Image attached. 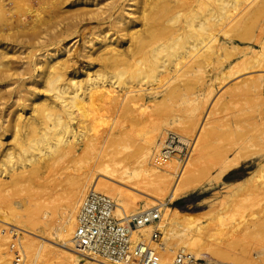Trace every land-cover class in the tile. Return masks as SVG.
<instances>
[{"label": "bare ground", "instance_id": "1", "mask_svg": "<svg viewBox=\"0 0 264 264\" xmlns=\"http://www.w3.org/2000/svg\"><path fill=\"white\" fill-rule=\"evenodd\" d=\"M8 1L11 7L0 0V76L9 77L6 70L11 67L10 59L4 51L9 46L7 42L11 44L13 39L31 41L46 36L47 45H53L54 53L52 59V54L47 55L43 74H36H41L40 83L30 82L26 87L17 84L18 88L5 91L0 99L4 103L5 127L0 124L10 136V145L4 148L0 158V225L22 234L21 247L26 256L32 257L30 264H116L102 257L84 258L71 241L76 217L90 190L112 199L117 217L127 211L130 214L159 212L158 204L164 203V196L168 195V202H173L197 186L200 177L207 173L205 162L210 157L220 164L208 182H222L225 172L254 159L247 139L232 145L230 157H225L223 149L214 148L215 130L202 131L203 111L215 89L229 79H236L230 88L232 96L264 86V0H130L119 4L113 12V2L90 0L93 9L66 14L57 12L62 0H53L51 12L45 17H39L38 8L28 4L39 5L41 0ZM79 1L85 5L89 0L72 2ZM27 13L32 15L31 20H25ZM87 17L104 21L112 17L115 35L99 41L102 44L94 57L99 67L93 73H87L83 80L66 79L68 65L64 58L65 62L58 59L56 49L62 44L59 35L68 28L51 30L60 24L58 18ZM62 51L66 53V47ZM43 92L47 94L42 95ZM253 117L260 119L257 111ZM95 122L109 123L108 127L99 126L101 131L97 132ZM144 128L148 129L147 135L135 136L137 130L140 133ZM175 137L184 144L192 138L190 155L182 164L169 157L166 150ZM109 146L111 150L105 152ZM123 147L133 150L116 158ZM192 152L196 153L194 166L190 159ZM62 156L79 160L76 169L75 165L69 166L74 168L72 173L64 166L69 172L68 178L63 172L68 182L66 187L65 182L53 183L55 178H48V172L47 177L42 175L43 169L49 171V164ZM263 163L259 170L264 169ZM33 178L36 183L29 187L26 182L31 183ZM222 183L227 189L212 204L207 222L192 220L163 207L159 214L160 226L162 217L166 216L161 228L162 242H153L163 264H174L176 253L185 251L203 260L194 264H221L218 259L221 257L222 261V251L228 252L226 248L231 247L228 242L236 241V245L242 237L240 233L252 235L254 231L264 237V207L249 218L240 213L244 201L263 192L264 175L255 172ZM15 186L22 187V191L25 187L30 190L22 199L11 200ZM142 198L145 202L139 209L138 201ZM237 214L244 218L234 219ZM56 215L58 223L54 221ZM227 217L233 221H224L226 230L220 223L223 232L217 222ZM210 223V229L219 227L216 231L223 233L214 234L221 237H212L213 241L207 237L208 242L204 237L210 232ZM213 223H217L215 229ZM150 225L143 223L133 229L132 239L143 241L150 237L154 229L153 226L148 233ZM222 235L227 239L226 248L222 245ZM0 236V264H11L7 246L10 237L6 233ZM233 248L229 249L233 251ZM253 255H264V248L260 247Z\"/></svg>", "mask_w": 264, "mask_h": 264}, {"label": "rangeland", "instance_id": "2", "mask_svg": "<svg viewBox=\"0 0 264 264\" xmlns=\"http://www.w3.org/2000/svg\"><path fill=\"white\" fill-rule=\"evenodd\" d=\"M7 1L8 0H3V2L5 4L7 3L6 4L7 7H11L12 5L10 3H8L9 1L8 2ZM44 1L45 0H41L39 2V5L36 4V2H35V4H34V2H28V4H32L34 6L33 8H38V10H36V12L38 11L39 17L44 16L45 14H46L45 16H47L51 12V7H50L51 3L55 2L53 0L52 1L47 0L45 3ZM56 1H58V0H56ZM72 1L73 0H62L61 5L59 6V8L61 7L59 9L60 11L59 10L57 11V12H59L58 14H60V13H63V14L75 13V12H78L80 9H83V8H87L88 10H91L94 8V5H93L94 3L90 0L87 1L85 3V5L81 1H79L78 3L72 2ZM106 1L107 2H113V8H112V12H113V11H116L117 6L119 4H124L127 1L132 2L135 0H132V1H130V0H105L104 2H106ZM41 5H43V6H41ZM46 10H48V11H46ZM24 17H25V20H31L32 19V15H30V13L25 14ZM58 20H59L60 24L54 26L51 31L59 29V28H63V27L66 28V26L68 28L67 31H65L63 34L59 35V37L62 39V41H61L62 44L58 47L59 48L58 50L56 49V51L58 52V54H57L58 59L60 57V59L63 60L64 62L66 60V64L68 65L67 66V74H66L67 78L66 79H68L69 77H73L77 80H83L86 78L87 73H93L99 67L98 61L96 59H94L95 53H97V49L100 47V44H102V42L99 43V41L102 40L104 37L110 38L111 36L115 35L114 34L115 32L112 33V31H114V26H113L114 23L112 22L113 19L111 17L109 19V21H104V19L99 18V17H87L84 20L73 19V18H69L66 20L58 18ZM46 41H47L46 36H44L43 39L39 38V39H33L31 41H28L26 38L25 39L19 38V39H13V42H11V44L9 42H7V44L9 46L7 45L8 47L6 48V50L4 52L7 51L6 57L10 59L9 65L11 67H9L6 70V74L8 72L9 77L2 78V76H0V99L4 96L5 91L10 90V89H15L16 86L24 84L26 87V86H28V83L30 84V82L40 83L39 80H41V74H43V72L45 70L44 69L46 66L45 61L48 58L47 55L52 54L50 59H52L54 57L53 51L51 52L53 45L48 46L47 45L48 42H46ZM45 44L47 46H45ZM122 46H125V40H122ZM65 47L67 49L66 53H65V51H62ZM29 55H30V57H29ZM39 65H40V67L38 68ZM40 72H41V74L39 76H37L36 74H39ZM235 81H236V79H233V78L229 79L225 82V84L222 87H218L217 89H215V91H214L215 93L213 92L212 98H210L211 100H209L207 102V105L205 108L206 112H205V109L203 111L205 113L204 114L205 119H204L203 123H205V124H204V128L202 131L205 133L210 128L215 130V140L213 143V147L216 149H219V148L223 149L225 151V157H230L231 155H233L231 147L234 143L247 139L248 140L247 142H249L252 150L254 151V159L251 160L250 162L242 165L243 175L240 179L244 178L247 175L255 173V172H258V174L264 175V169H262V167H261L259 170V166L260 165L262 166V163L264 162V86L260 90H251V91L246 92V93H239V94L232 96L230 88H232L234 86ZM17 84H19V85H17ZM16 88H18V87H16ZM44 94H47V93L43 92L42 95H44ZM0 101L3 102V100H0ZM3 107H4V103H2V104L0 103V123L2 125H3L2 120L4 119V111H5ZM26 111H28V109H26ZM256 111L258 112V114L260 116L259 117L260 119L258 118L259 120H255V118L253 117L255 115ZM98 123L95 122V124H97V125H95V124L94 125H95V128L98 126V129L97 128L96 129H97V132L98 131L100 132L101 130H99L100 129L99 126L103 125L104 122L101 125H100V123L98 125ZM108 123L109 122H107V123L105 122L106 125L105 124L104 125L107 126ZM1 124H0V132H1L0 133L1 134V136H0V158H1L2 152L4 151V148L6 146L8 147L10 145V141H9L10 136L8 133H6L7 132L6 128H3ZM101 127H103V126H101ZM104 129H106V128H103V130ZM147 130H148L147 128H144L143 130H139L140 133H138V130H137V133L135 134V136L139 135L140 137H144L145 135L148 134ZM88 132L91 133L93 131L90 130ZM166 135H167V132L164 133V137ZM164 137L162 135V138H164ZM192 137H194V135H192ZM162 141H163V139H162ZM191 143H192V138H190V141L188 144H184V143L178 142L177 137H175L173 143L171 144V147L166 148V150L168 151L169 157H173V158L177 159L178 162L180 164H182L184 161H186L185 158H187L190 155L189 151L191 149V146H190ZM176 145H179L180 148L179 149L174 148ZM105 146H107V145H105ZM110 146H109V149L105 150V152H107L108 150L109 151L111 150ZM161 147L162 146H160V148ZM106 148H108V146ZM119 149H120V152L117 154L116 158H121L124 154L133 150L132 147H130V148L123 147V148H119ZM83 156L87 157V155L86 156L83 155ZM92 156L93 155H91V157ZM65 158H66V160L69 161V158L71 159L72 157L62 156V157L55 158L53 163L49 164L50 165L49 166L50 172L46 171L48 169H43L44 173L42 175L46 176L45 173L48 172V173H46L48 178L49 177H50V179H52L51 177L55 178V180H53L54 178L52 179L53 183L62 184L63 182H65V184L63 183V186L67 185L68 182L65 181V178L66 177L68 178V175H69L68 174L69 172L67 173V171L71 170L70 173H72L74 168L76 169L77 166L79 165V160L78 159H75V160L71 159L69 161V164H68V161L66 164ZM81 158H82V156H81ZM87 158H84V159H87ZM190 159H191V162L194 163L191 165L194 166L196 164V153L192 152ZM83 161H84L83 159H82V161L80 160V163ZM205 164H206L207 173L204 176L200 177V182L197 184V186L193 190L188 192L186 196L179 198L173 202H168L169 197H168V195H166V196H164V199H162V202H164L163 204L160 205V204H158V202H156V204H158V208L160 210L159 211L160 213H162V211H163L162 209L165 206V207H168V209H170V208L173 209V212H176L182 216L189 217L190 219L195 220V221H196V219L197 220L199 219V221H201V222L202 221L207 222V220H209V219H207L210 216V214L208 215V212L210 213V210H211L210 208L212 207V204H215V202L217 203V201L220 200V197L224 194L227 187L221 181H219V182H214V181L208 182V178L211 177L215 173V171L219 168L220 162H217L212 157H210L205 162ZM65 165L67 166L68 170L65 168L66 167ZM70 165L71 166L75 165V166H74V168H72V167L70 168L69 167ZM64 171L67 173L66 177H63L65 175V174L63 175ZM49 175H52V176H49ZM29 179H31V178H29ZM61 179H62V181H60ZM33 180H34V178L32 179V182H34V184L32 182L30 183V180L27 181L26 183L27 184L29 183V185L30 184L35 185L36 181H33ZM27 184L26 185L24 184V186H28ZM63 186L58 185L57 187L64 189L66 186L65 187H63ZM29 187H31V185ZM28 189H26V187H25V190H24L25 194H24V191H22L23 190L22 187L21 188L17 187V186L12 187L11 191H12L13 195H12V197L10 196L12 198L11 200L22 199L24 196H26L27 192H29L30 189L29 190ZM262 191H263V192H261L262 194L259 191V193L254 195L253 198L247 199L246 201H244L243 207L241 208V211H240V213L242 214V215L240 214L241 216L249 218L252 214L258 213L260 208L264 207V204H263L264 190H262ZM256 196H258V197H256ZM255 197H256V199H255ZM257 198H258V200H257ZM144 199L145 198H142L141 200L138 201L139 209H140V207L142 209V207H143L142 205L145 202ZM48 212H50V210H48ZM126 214L127 215L130 214V212L127 211ZM116 215H118V214H116ZM119 217H120V215H119ZM244 217H242V218H244ZM165 218H166V216L162 217L163 221L161 222V226L159 224L160 221H158V230L160 232L159 235L161 236L160 242H162L163 233H161V228L163 229ZM235 218L237 220L242 219L239 216V214L235 215L234 219ZM228 219H229V217H227L225 219L223 218L222 219L223 221L221 220L223 223L221 221L217 222L218 226L221 228L222 227L221 224H223L222 228H224L226 230L227 227L225 225L227 222L226 220H228ZM232 219L231 220L229 219L228 222L229 221L232 222L233 221ZM54 221H55V223H58V221H59L58 215H56L54 217ZM224 221H226V222H224ZM217 223H213L212 226L213 227L217 226ZM224 223H225V225H224ZM229 223L227 224V226H229ZM0 227H2L0 229H4V227H5L6 235L8 234V237H10V238H8L9 241H7L8 245L6 242V245L9 247V244L12 242L11 233L8 232L9 228L7 226H1V225H0ZM210 227H211V223H210V226L208 227L210 232H207L206 233L207 236L204 237V238L208 237L209 240L212 237L216 236L214 234L219 235V232H220V235H221L224 232L223 231L224 229H222V228H221V230L223 232L222 231L217 232L216 230L219 227H216V230L210 229ZM152 228H153V225H150L148 233L151 232ZM220 228H219V230H220ZM214 229H215V227H214ZM212 231L213 232L215 231V232L212 233ZM17 233L21 236V241L23 244L22 234H20V232H17ZM194 233L193 234L196 236V232H194ZM208 233L210 234L211 237L208 236ZM251 233H252V235L249 232L240 233V235L242 237H240V235H239V236L234 238V240H237V238L240 237V238H238L239 241L237 240L236 245H235L236 241H234V240H232V241H234L232 243L228 242L231 245V247H229V245H228V247L230 249L233 248V246H236L235 249L233 248L234 249L233 251L227 247L228 243H225V242H227L226 236L223 238L224 235H222V240H224V241H222V242H224V244H222V245L224 246V248H226V247L228 248V249L226 248V250L228 252L224 253L225 250L222 251L223 252L222 253L223 254L222 255V261L223 262L220 260L221 257H220V259H218L219 262H221V264H242V263L243 264H246V263L253 264L254 262H255L254 264H260V263L264 264V255H262V256L261 255L260 256L253 255V254H255V251L257 249H259L260 247L264 248L263 247L264 242H262L264 240L263 239L264 237L260 236V234H259L260 232L258 233V235L255 234L254 231H251ZM211 234H213V236ZM244 234H246V235L248 234L247 237H243ZM194 235H192V238ZM176 236L179 237V235H176ZM217 237H219V236H217ZM217 237H215V238H217ZM253 237H254V239H253ZM0 238L2 239V236H0ZM208 238L206 239V241L208 240ZM255 238H256V241H258V242H259V239L262 238L260 241L263 244L261 245V242H259V243L256 242ZM214 239H211V241H213ZM176 240L177 239L175 237L174 241H176ZM209 240H208V242H209ZM225 244H226V247H225ZM237 245H238V247H237ZM258 245L260 246L259 248H257ZM223 246H222V249H224ZM253 247L255 248V250H252V249H254ZM24 249L27 253L28 252L30 253V251L26 247H24ZM185 252H187V251H185ZM243 254H244V256H243ZM223 256H224V258H223ZM30 257L31 256H27L28 260H31L32 257L31 258ZM193 257L197 260L196 262L203 261L199 258H196L194 255H193ZM252 257H253V259H252ZM244 259L247 262H245ZM248 259H249V261H248ZM251 261H252V263H251Z\"/></svg>", "mask_w": 264, "mask_h": 264}, {"label": "built area", "instance_id": "3", "mask_svg": "<svg viewBox=\"0 0 264 264\" xmlns=\"http://www.w3.org/2000/svg\"><path fill=\"white\" fill-rule=\"evenodd\" d=\"M115 204L105 195L90 190L76 217L71 238L76 252L84 258H106L116 264H163L153 242L159 243L160 232L157 222L160 212L151 210L136 214L123 213L119 218L115 214ZM143 223L154 226L146 240L134 241L132 230ZM12 242L9 244L11 264H30L22 250L20 235L11 228ZM1 229L0 234H4ZM197 260L188 252H178L174 264H194ZM38 264V263H33Z\"/></svg>", "mask_w": 264, "mask_h": 264}, {"label": "crops", "instance_id": "4", "mask_svg": "<svg viewBox=\"0 0 264 264\" xmlns=\"http://www.w3.org/2000/svg\"><path fill=\"white\" fill-rule=\"evenodd\" d=\"M243 175V168L242 166L237 167V168H233L227 172H225L222 175V182H232L235 180H238L242 177Z\"/></svg>", "mask_w": 264, "mask_h": 264}]
</instances>
